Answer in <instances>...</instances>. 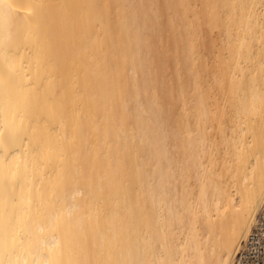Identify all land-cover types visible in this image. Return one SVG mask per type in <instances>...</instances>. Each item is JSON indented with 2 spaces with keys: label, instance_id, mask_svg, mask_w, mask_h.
Returning a JSON list of instances; mask_svg holds the SVG:
<instances>
[{
  "label": "bare ground",
  "instance_id": "obj_1",
  "mask_svg": "<svg viewBox=\"0 0 264 264\" xmlns=\"http://www.w3.org/2000/svg\"><path fill=\"white\" fill-rule=\"evenodd\" d=\"M0 264H264V0H0Z\"/></svg>",
  "mask_w": 264,
  "mask_h": 264
}]
</instances>
